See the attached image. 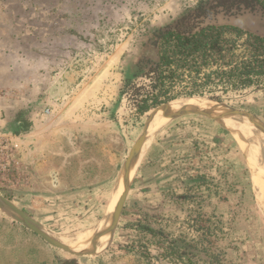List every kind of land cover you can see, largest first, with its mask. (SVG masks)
I'll return each mask as SVG.
<instances>
[{
  "label": "rangeland",
  "instance_id": "rangeland-1",
  "mask_svg": "<svg viewBox=\"0 0 264 264\" xmlns=\"http://www.w3.org/2000/svg\"><path fill=\"white\" fill-rule=\"evenodd\" d=\"M218 1L0 0V142L9 144L0 195L62 243L60 236L106 219L141 164L110 242L96 254L57 249L0 208V264H264L254 166L236 134L213 117L183 115L158 130L117 190L148 117L165 104L140 112L128 82L149 84L161 30ZM218 10L214 24L264 34L258 9ZM170 90L176 100L206 103L200 111L252 114L255 122H235L264 143V81L232 89L187 80ZM200 214L219 222L210 239L197 226Z\"/></svg>",
  "mask_w": 264,
  "mask_h": 264
},
{
  "label": "trees",
  "instance_id": "trees-1",
  "mask_svg": "<svg viewBox=\"0 0 264 264\" xmlns=\"http://www.w3.org/2000/svg\"><path fill=\"white\" fill-rule=\"evenodd\" d=\"M219 6L264 10V0H219L212 9ZM210 9H199L156 35L154 44L160 59L147 68L149 84H127V94L131 92L133 101L141 99L140 112L176 99L170 89L187 80L194 84L218 80L232 89H247L264 81V37L229 25L207 26L202 18ZM153 91L159 92L152 95ZM213 218L205 220L200 214L197 221L209 239L219 229V222H212ZM204 220L208 226H200Z\"/></svg>",
  "mask_w": 264,
  "mask_h": 264
},
{
  "label": "bare ground",
  "instance_id": "bare-ground-1",
  "mask_svg": "<svg viewBox=\"0 0 264 264\" xmlns=\"http://www.w3.org/2000/svg\"><path fill=\"white\" fill-rule=\"evenodd\" d=\"M216 106L218 108L223 109L222 105H219L216 103ZM201 108H206V103H196V102L191 101V102H188V104H183V103L171 104L169 108L165 109L164 111H161L158 115V118L155 120L154 124L152 125V127L150 129L148 128L149 133L147 131L145 133L146 136H147V133L149 134L147 139L145 136V142L148 141L145 144L146 145L145 148L151 142L152 138L155 136L158 130H161L167 124L177 119L179 115L183 113H187V112H197V113L205 112L206 115H208L209 117H213L216 121H219L226 128H228L230 132L236 134L241 145H243L244 148L248 151V161L254 166V175H255V181L257 185L258 202H259L262 212L264 213V153H263L264 143L263 141L261 139L256 138L258 142L257 143L251 137V135L253 136L252 129L249 127V125L246 122H244V124L235 122V121H240V120L242 121L243 120L242 117L226 115L223 112H216V111H210V110L200 111L199 109ZM247 122L250 123L249 121ZM252 127L257 131V128L254 125ZM249 132L251 133V135L249 134ZM248 138L251 139L253 142H255L258 146L255 143H254L255 145L253 143H249ZM136 161L137 160L133 158L130 163L129 168H127L128 170L126 169L122 172L119 178L117 190L122 182L125 183L129 175L128 173L131 172V168L136 163ZM117 199H118L117 197L114 199L109 209L110 213H112L111 210L113 209L114 204L116 203ZM120 202L121 200L117 201L116 207L120 204ZM110 224H111V221L109 219L108 220L103 219V221L100 222L97 226H93L85 231L77 232L75 234L60 236V239L64 245L68 246L71 250L75 252L96 251L97 250L96 248L102 247L106 244L108 238H109V241H108V244H109L110 242L109 232L107 233V235H104V236H99V235L105 232L109 228ZM87 247H90V248L85 249ZM76 250H81V251H76Z\"/></svg>",
  "mask_w": 264,
  "mask_h": 264
},
{
  "label": "water",
  "instance_id": "water-1",
  "mask_svg": "<svg viewBox=\"0 0 264 264\" xmlns=\"http://www.w3.org/2000/svg\"><path fill=\"white\" fill-rule=\"evenodd\" d=\"M257 9H258L257 10L258 11V14H257L258 19L256 21H258V23H260L264 27V11L260 7H258ZM255 35L260 36V37H264V34L260 35L258 33H255ZM183 101H197V99H194V98L186 99V100H176V99H174V100H171V101L163 104L162 107L156 109L154 112H152V114H150V116L148 117L147 122L145 124V129L143 130L142 134L140 135L139 139L136 141L134 147L132 148V150L130 152L129 158L127 159V162H126V165H125V170L127 168H129L130 163H131L133 158L135 160H138V158H139V156L141 154V151L143 149V146L145 144L146 127L149 125L151 120H153L155 115L158 112L164 111L165 109L169 108L171 106V104L176 103V102L181 103ZM225 108L227 109V111L224 112L226 115H231V116H236V117L246 116V117L249 118V120L251 122H255V117L252 114H250V113L243 112V111H240V110H237V109H234V108H229V107H226V106H225ZM192 114L206 115L205 112H203V113L187 112V113H183V114L179 115L177 118H179V117H181L183 115H192ZM206 116H208V115H206ZM258 125L264 131V125H262V124H258ZM140 166H141V164L139 165L136 173L134 174V176L130 180V182L126 183L124 197L121 200L120 204L105 219V220L109 219L111 221V224H110L109 228L105 232H103L101 235H99V236L107 235L108 232L112 233L115 230V228H116V226L118 224V221L120 219L121 213H122V211H123V209L125 207L129 192H130V183L136 177V174H137ZM0 208H2L4 210L8 211L9 213H11L16 221L21 223L28 230H30V231L34 232L35 234H37L38 236H40L49 245H51V246H53V247H55L57 249L63 250L66 253H69V254L74 255V256L94 255V254L97 253V250L96 251H82V252H75V251L71 250L68 246L64 245L63 243H61L56 238H54L51 235H49V233L47 231H45L29 215H27L24 211H22L19 207H17L15 204H13L10 200L6 199L5 197H3L1 195H0Z\"/></svg>",
  "mask_w": 264,
  "mask_h": 264
},
{
  "label": "flooded vegetation",
  "instance_id": "flooded-vegetation-1",
  "mask_svg": "<svg viewBox=\"0 0 264 264\" xmlns=\"http://www.w3.org/2000/svg\"><path fill=\"white\" fill-rule=\"evenodd\" d=\"M223 7V9H224V11L226 12V14H230V13H232V16H236V15H240L241 14V12H243L244 10H246V9H237V8H233V9H230V8H226V7H224V6H222ZM211 11L209 12V14H207L206 16H204L203 18H202V22L203 23H205L207 26H221V25H219V24H214L213 22H212V16H213V14L214 15H218L219 13H220V11L218 10V8H216V9H210ZM247 10H251V9H247ZM251 11H255V10H251ZM223 25H229V24H223Z\"/></svg>",
  "mask_w": 264,
  "mask_h": 264
},
{
  "label": "built area",
  "instance_id": "built-area-1",
  "mask_svg": "<svg viewBox=\"0 0 264 264\" xmlns=\"http://www.w3.org/2000/svg\"><path fill=\"white\" fill-rule=\"evenodd\" d=\"M9 144H6L5 142H0V160L2 158V154L4 153L5 149H8Z\"/></svg>",
  "mask_w": 264,
  "mask_h": 264
}]
</instances>
